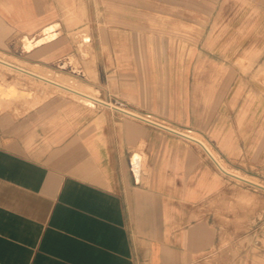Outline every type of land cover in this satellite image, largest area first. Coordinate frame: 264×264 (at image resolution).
I'll use <instances>...</instances> for the list:
<instances>
[{
  "label": "crops",
  "instance_id": "1",
  "mask_svg": "<svg viewBox=\"0 0 264 264\" xmlns=\"http://www.w3.org/2000/svg\"><path fill=\"white\" fill-rule=\"evenodd\" d=\"M58 12L0 0V264H259L203 211L229 188L191 132L131 104L99 52L61 49Z\"/></svg>",
  "mask_w": 264,
  "mask_h": 264
},
{
  "label": "rangeland",
  "instance_id": "2",
  "mask_svg": "<svg viewBox=\"0 0 264 264\" xmlns=\"http://www.w3.org/2000/svg\"><path fill=\"white\" fill-rule=\"evenodd\" d=\"M52 3L61 10L50 24L63 26L55 32L61 49L80 52L85 63L99 52L100 66L133 85L122 92L131 104L191 132L227 171L264 186V0ZM180 141L200 150L229 188L224 202L212 199L203 211L227 228L229 248L238 241L264 264V189L223 174L197 143ZM236 211L244 218H223Z\"/></svg>",
  "mask_w": 264,
  "mask_h": 264
},
{
  "label": "bare ground",
  "instance_id": "3",
  "mask_svg": "<svg viewBox=\"0 0 264 264\" xmlns=\"http://www.w3.org/2000/svg\"><path fill=\"white\" fill-rule=\"evenodd\" d=\"M2 96L3 97H6V98H20L21 96H23V94L17 92L15 89L13 88H9V89H6L2 92ZM187 138L191 139L192 141L194 142H197L199 145L202 146V148L204 150H210L202 141H200L199 139H196L194 137H191V136H186ZM219 167L221 168V165L218 164ZM224 172H226L229 176H231L232 178H236L238 179L239 181L243 182V183H248L250 185H253L255 186L256 188H261V189H264V186H261V185H258L256 182L254 183L253 181H250L248 179H246L245 177H241V176H237L235 174H232L231 172H228L224 169H222Z\"/></svg>",
  "mask_w": 264,
  "mask_h": 264
},
{
  "label": "water",
  "instance_id": "4",
  "mask_svg": "<svg viewBox=\"0 0 264 264\" xmlns=\"http://www.w3.org/2000/svg\"><path fill=\"white\" fill-rule=\"evenodd\" d=\"M137 167H138V164L136 163L135 165H134V171L136 172V174H137Z\"/></svg>",
  "mask_w": 264,
  "mask_h": 264
}]
</instances>
